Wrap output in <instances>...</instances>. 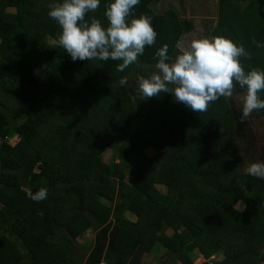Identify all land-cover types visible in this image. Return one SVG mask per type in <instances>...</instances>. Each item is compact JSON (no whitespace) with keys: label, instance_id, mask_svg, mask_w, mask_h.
<instances>
[{"label":"trees","instance_id":"obj_1","mask_svg":"<svg viewBox=\"0 0 264 264\" xmlns=\"http://www.w3.org/2000/svg\"><path fill=\"white\" fill-rule=\"evenodd\" d=\"M155 1L140 0L131 14L151 17L156 40L120 71L121 61H72L54 42L61 29L48 11L61 0H0V264H80L64 239L49 238L54 227L73 240L100 228L85 264H128L152 248L178 264L198 255L202 264L263 259L264 180L239 165L244 129L264 110L241 117L228 96L203 112L170 93L141 100L137 77L151 74L160 47L172 59L194 28L172 7L160 13ZM110 2L100 0L85 20L107 27ZM215 8L209 37L243 45L245 71L264 70V0H219ZM232 92L246 90L234 83ZM40 188L47 197L32 200Z\"/></svg>","mask_w":264,"mask_h":264},{"label":"clouds","instance_id":"obj_2","mask_svg":"<svg viewBox=\"0 0 264 264\" xmlns=\"http://www.w3.org/2000/svg\"><path fill=\"white\" fill-rule=\"evenodd\" d=\"M140 0H111L104 15L108 26L93 19L85 20L89 10H95L100 0H61L49 7L48 16L60 26V34L54 41L70 55L72 61L91 60L121 61L118 69L123 71L135 63L146 45L156 40L151 17L132 16L131 10ZM131 17V18H129ZM178 54L169 61L168 46L160 47L154 64L155 71L147 77L138 76L136 93L141 100L170 93L176 102L184 104L193 112H203L210 102L221 96H231L234 83L246 90L241 113L247 117L253 110H264V99L258 92L264 90V70L245 71L240 57L247 55L243 45L225 36L201 37L191 41L185 48L176 45ZM118 83L123 86L127 77ZM172 85V87H169ZM244 173L264 179V160L248 163ZM34 201L47 197V189L40 188L29 193ZM209 263L215 257L209 258ZM212 264V263H211Z\"/></svg>","mask_w":264,"mask_h":264},{"label":"rangeland","instance_id":"obj_3","mask_svg":"<svg viewBox=\"0 0 264 264\" xmlns=\"http://www.w3.org/2000/svg\"><path fill=\"white\" fill-rule=\"evenodd\" d=\"M218 1L219 0H158L155 1L152 5L160 13H164L166 12L167 8L172 7L176 10V13L181 20L185 19L193 22V30L181 36L179 41V44L181 46L187 48L192 40L210 36L211 29L215 26L217 20L214 11L216 9L215 6ZM177 54L178 53H176L172 59H170L169 57V61L173 60ZM154 71L155 69L151 71V73ZM245 95L246 93L242 95H237L232 92V95L228 96L230 98V102H232L230 103V107H232L233 110L238 112L241 117H244L242 116L241 108L242 101ZM170 100H174L172 94L170 95ZM253 113L254 110L251 114ZM251 114H249L248 117L252 116ZM244 130H247L244 133V136H248V139H244L243 141L246 142V146L248 147V149L246 150L244 156L242 155L241 164L239 165L241 166L242 170L250 162L264 160V141L262 138V135L264 134V119L255 122H250L249 127ZM16 142L17 140L15 138L9 141L11 145H15ZM241 149L244 150V147L241 146ZM144 150L148 157L154 154V151L150 147H147ZM109 157L110 152L107 153V151H105L102 154V159L104 162L108 161ZM126 178L129 181L128 177ZM156 188L162 193H165L166 191L165 187L161 185H157ZM262 205L264 207V201ZM236 207H239V203H237ZM127 218L131 222L135 220L134 215L128 214ZM99 230L100 228L94 230L87 229L82 234H80L75 240H73L67 235L64 230L59 229L58 227H54V232L56 231L55 235L49 236V238L52 240L64 239L63 241L67 246L66 248L69 249L70 253L72 254V257L74 256L80 262V264H85L87 255L91 251V247L94 244L95 238L98 237ZM170 233L171 231L167 232L168 235ZM261 253L263 255V259L260 260L258 264H264V243L261 248ZM207 260L209 261L210 259ZM138 262L142 264H178L176 257H173L169 253V251H160L156 248H154V250L152 248L151 251L148 253L138 250V252L134 254V259H131L128 264H137ZM202 263L203 258L198 255L194 259V264ZM103 264L108 263L105 262Z\"/></svg>","mask_w":264,"mask_h":264},{"label":"crops","instance_id":"obj_4","mask_svg":"<svg viewBox=\"0 0 264 264\" xmlns=\"http://www.w3.org/2000/svg\"><path fill=\"white\" fill-rule=\"evenodd\" d=\"M244 2H245V1H244ZM244 2H243V3H244Z\"/></svg>","mask_w":264,"mask_h":264},{"label":"built area","instance_id":"obj_5","mask_svg":"<svg viewBox=\"0 0 264 264\" xmlns=\"http://www.w3.org/2000/svg\"><path fill=\"white\" fill-rule=\"evenodd\" d=\"M103 264V263H102Z\"/></svg>","mask_w":264,"mask_h":264}]
</instances>
